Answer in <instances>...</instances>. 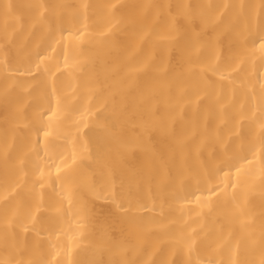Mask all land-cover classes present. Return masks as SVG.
<instances>
[{"label":"bare ground","instance_id":"bare-ground-1","mask_svg":"<svg viewBox=\"0 0 264 264\" xmlns=\"http://www.w3.org/2000/svg\"><path fill=\"white\" fill-rule=\"evenodd\" d=\"M0 264H264V0H0Z\"/></svg>","mask_w":264,"mask_h":264}]
</instances>
